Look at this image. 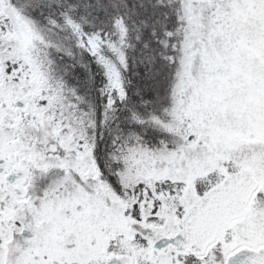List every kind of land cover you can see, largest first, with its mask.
Listing matches in <instances>:
<instances>
[{
	"label": "snow or ice",
	"instance_id": "1",
	"mask_svg": "<svg viewBox=\"0 0 264 264\" xmlns=\"http://www.w3.org/2000/svg\"><path fill=\"white\" fill-rule=\"evenodd\" d=\"M0 264H264V0H0Z\"/></svg>",
	"mask_w": 264,
	"mask_h": 264
}]
</instances>
